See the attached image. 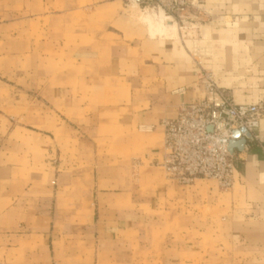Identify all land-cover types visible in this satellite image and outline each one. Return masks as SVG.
<instances>
[{"label":"crops","instance_id":"obj_1","mask_svg":"<svg viewBox=\"0 0 264 264\" xmlns=\"http://www.w3.org/2000/svg\"><path fill=\"white\" fill-rule=\"evenodd\" d=\"M196 1L183 35L125 0H0V264H264V147L234 141L226 192L160 168L201 71L264 103V0Z\"/></svg>","mask_w":264,"mask_h":264},{"label":"built area","instance_id":"obj_2","mask_svg":"<svg viewBox=\"0 0 264 264\" xmlns=\"http://www.w3.org/2000/svg\"><path fill=\"white\" fill-rule=\"evenodd\" d=\"M135 4L144 15H149L168 31H189L188 9L196 0H125ZM200 55L191 56L201 67ZM204 98L199 103L181 105L177 116L162 122L164 156L160 164L165 176L181 185H192L198 180L215 181L226 192L233 186L234 154L229 145L236 139L257 143L264 147V137L257 134L264 118V103L237 104L220 88L213 75L200 72ZM239 136L235 139L234 135Z\"/></svg>","mask_w":264,"mask_h":264},{"label":"rangeland","instance_id":"obj_3","mask_svg":"<svg viewBox=\"0 0 264 264\" xmlns=\"http://www.w3.org/2000/svg\"><path fill=\"white\" fill-rule=\"evenodd\" d=\"M196 5L199 7V9H200V12L201 13H203V15L205 14L204 12H205V7H204V5H203V3H201V2H197L196 3ZM155 21V20H154ZM187 34V33H186ZM185 34V35H186ZM200 56V59H201V62H202V54L200 53L199 54ZM203 65V63L201 64V66ZM203 71H207V72H210L212 75H213V77H214V80H215V82H216V84H217V81H216V78H215V76H214V74H213V72L211 71V70H208V69H206V70H203ZM218 85V84H217ZM257 103H262V102H257ZM255 104V103H254ZM223 192V191H222Z\"/></svg>","mask_w":264,"mask_h":264},{"label":"water","instance_id":"obj_4","mask_svg":"<svg viewBox=\"0 0 264 264\" xmlns=\"http://www.w3.org/2000/svg\"><path fill=\"white\" fill-rule=\"evenodd\" d=\"M135 1H139V0H135ZM238 136H239V134L236 133V134L234 135V138L236 139ZM244 144H245V140H242V141H241L240 143H238L237 145L242 146V145H244ZM233 145H236V142L232 141V142L230 143V145H229V149H230Z\"/></svg>","mask_w":264,"mask_h":264}]
</instances>
